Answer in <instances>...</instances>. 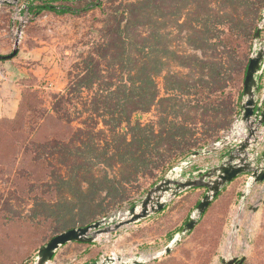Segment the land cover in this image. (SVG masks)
<instances>
[{
	"label": "trees",
	"instance_id": "obj_1",
	"mask_svg": "<svg viewBox=\"0 0 264 264\" xmlns=\"http://www.w3.org/2000/svg\"><path fill=\"white\" fill-rule=\"evenodd\" d=\"M24 10L30 21L47 14L80 17L93 10L102 17L96 40L79 49L69 83L53 95L51 108L23 81L16 116L0 120V156L7 152L12 159L19 146L41 176L33 178L29 167L22 171L29 215L14 211L10 199L1 203L0 264H28L44 246L39 236L50 241L78 228L79 221L69 224L68 218L79 212L83 223L107 217L130 204L133 194L145 193L174 164L221 141L240 115L264 0H27ZM169 20L201 55H183L170 46L164 31ZM169 61L178 63L177 71L167 70ZM153 108L159 109L158 121L133 120ZM50 121L71 128L69 139L37 140V131ZM78 121L81 127L72 129ZM15 139L20 143L14 145ZM227 195L220 193L190 236L210 232V214ZM200 198L189 194L166 213L177 216L168 219L170 241ZM14 228L22 232L19 239L12 237ZM220 236L219 229L203 242L210 252L207 262ZM84 245L87 264L95 262L92 245Z\"/></svg>",
	"mask_w": 264,
	"mask_h": 264
},
{
	"label": "rangeland",
	"instance_id": "obj_2",
	"mask_svg": "<svg viewBox=\"0 0 264 264\" xmlns=\"http://www.w3.org/2000/svg\"><path fill=\"white\" fill-rule=\"evenodd\" d=\"M24 1L27 2V0H22L17 7L10 5L0 7V55L6 56L13 52L14 41L12 40L11 32L8 30V26L10 17L13 14L15 16V14L19 12V17L24 15L25 10L21 8L25 5L23 4ZM101 17L100 10H93L80 17L47 14L38 18L40 20L38 23L34 20L33 22L35 24L32 25L33 22L30 21L26 25L27 27L24 29L23 34V42L28 50L40 47V50L36 53V57L41 60L28 61L29 68H33L37 74H32L30 78L25 79L24 84L37 93L41 104L47 109L51 108L53 95L63 93L66 89L69 83L68 71L70 69V64L76 56L79 55V49L82 48L83 43H88V41L94 39L96 40L97 36L95 33L100 28ZM3 30H5V32H3ZM164 31L168 33L170 46L177 48L183 55H201L200 52L187 46V35L184 36V34L179 31L174 21L169 20ZM177 67V62L169 61L167 70L177 71ZM187 71L188 70H185V72ZM157 82L162 90L163 76H160ZM158 118L159 109L153 108L150 113L135 115L133 120H139L146 124L149 121L156 122ZM78 127H81L79 121L72 125V129ZM71 132V128L63 126L62 123L50 121L47 122L41 130L39 129L35 136L39 141L54 136L61 140H68L71 136ZM230 132L228 138H232ZM16 140L20 143L19 139H15L14 145L17 144ZM230 140L234 141L238 139L237 137H233ZM214 144L215 143L212 141L206 148L199 149L198 151H208ZM231 144H233V142ZM19 148V146L15 148L12 159H9L11 156L7 152L0 156V163H2L0 166V210L2 201L7 198L10 199V202L14 206V211H19L23 216H27L30 214L31 206L29 202L30 198L26 193L28 183L23 179L22 171L24 168L29 167L34 173L33 178H39L41 176L37 174L39 173L38 166L30 161V156L23 155V151ZM261 151L260 157H263L264 146ZM191 156L188 158H191ZM194 159L196 158L192 160ZM185 160L174 164L153 186L148 187L145 193L138 195L132 193L134 198L130 204H125L122 208L110 212L107 217L96 219L89 217L85 221L90 222L83 223L79 220L81 216L79 215L81 212H79L78 217L68 218L69 224L79 221L78 228H81L103 219L119 221L126 218L127 212L134 205L138 204L151 188L159 183L174 167L179 166ZM250 179V175L241 176L233 183L231 189L223 191L228 192V195L222 197L212 210L210 214L212 223L207 224L210 230L208 234H203L199 237L190 236L189 234L172 250L170 255L160 256L154 259L171 243L167 236L171 231L170 227L172 224L170 223L171 220L168 219L172 218V220L175 221L177 217L176 213H170L168 215L165 213L166 215L163 214L164 217L158 220V222H142L141 228L131 225L123 228L121 232L117 234L100 236L93 244L94 248H92L94 251L93 253L96 255L95 258L98 260L101 256H115L113 258H120L123 261H128L135 257H142L146 260L144 264H222V258H245L244 264H264V183L256 184L247 192V185ZM204 193L203 191L200 195L201 199ZM242 193L248 194L244 206L242 204ZM254 206H258V211L253 212L250 210V208ZM195 211L196 209H193L191 216ZM222 220L223 223L221 224ZM219 229L221 230V236L217 251L213 258L207 262L210 252L208 246H206V244L204 245L203 242L207 240L208 236L214 237ZM14 230L16 231L15 228ZM228 231L229 233L231 232L230 235L234 239H232L230 243L229 253L227 256H224L221 249L225 238L228 236ZM21 233V231L17 230L12 237L19 239ZM4 234L2 232L3 236H5ZM38 240L43 242L44 245L49 242L45 241L46 239L44 238L41 239L40 236ZM88 249V246L84 244H71L66 250V256L59 262L60 264H83L84 262H88V257H85ZM37 253L38 252L32 254V259L28 264H35Z\"/></svg>",
	"mask_w": 264,
	"mask_h": 264
},
{
	"label": "water",
	"instance_id": "obj_3",
	"mask_svg": "<svg viewBox=\"0 0 264 264\" xmlns=\"http://www.w3.org/2000/svg\"><path fill=\"white\" fill-rule=\"evenodd\" d=\"M21 1L0 0V7L5 5L17 7ZM15 18H19V23L14 35L13 52L6 56L0 55V62L10 61L18 56L24 29L30 22L28 11L22 17H19L18 12ZM263 29L264 11L254 37V47L244 81L240 106V123L243 126L244 139L231 141L233 144L224 146V148L229 147V150L223 155L220 164L184 174V170L189 167L193 158L205 156L211 151L203 150L192 154L191 158L174 167L159 183L151 188L145 197L127 212L126 218L119 221L103 219L89 226L59 234L38 250L35 264H50L57 252L69 244L93 245L100 236L113 235L123 228L147 221L161 214L173 199L187 191L205 190L195 213L182 225L165 250L154 259L170 255L183 238L191 234L208 207L228 185L244 175L251 177L247 185V192L256 184L264 183V156L260 157L258 154L259 146L264 144V94L261 93L264 90V41H262L261 36ZM259 136L263 137V140H260ZM226 141L229 142V139H223L222 143ZM216 147H221V144L218 143ZM247 196V193H242L243 206ZM250 210L256 212L258 206L251 207ZM221 261L222 264H244L245 258H222ZM145 262L146 260L142 257H135L128 261L109 257L102 263L95 262L92 264H144Z\"/></svg>",
	"mask_w": 264,
	"mask_h": 264
},
{
	"label": "crops",
	"instance_id": "obj_4",
	"mask_svg": "<svg viewBox=\"0 0 264 264\" xmlns=\"http://www.w3.org/2000/svg\"><path fill=\"white\" fill-rule=\"evenodd\" d=\"M23 4H25V5H23L21 8L25 9L26 1H24ZM35 20H36L35 22H37V23L40 21L39 19H35ZM31 22H33V21H31ZM18 23H19V20L16 19L14 14H13L10 17V22H9V26H8V30H9V32H11L13 41H14V35L16 32ZM33 24H35V23L33 22L32 25ZM3 32H5V30H3ZM23 38H24V36L22 37L21 47H20V51H19L18 56L16 58L10 60V61H1L0 62V120L5 119V118L12 119L16 116V114L19 110V107H20V103L22 101V94H23V90H24L23 81L25 79L30 78V76H32V74H35V75L37 74V72L33 68H29L28 61L29 60H32V61L41 60V59H38L36 57L37 56L36 53L40 50V47H36L33 50H28L26 48V45L23 42ZM13 46H14V44H13ZM261 93L264 94V90ZM240 106H241V103H240ZM230 131L229 132L231 133L232 138L237 137L238 140L244 139L242 123H240V122L237 123V121L234 120V123H233ZM229 132L227 131L226 133H223L222 134V136H223L222 140L217 142V143L222 144L221 147L210 148V150H208V151H211L210 154H207L205 156L191 160L189 167L184 170V174L191 173V172H194L196 170H202V169L215 167V166L219 165L223 159V155L229 150V147L224 148V145H226V144L230 145L232 143V142H230L231 141L230 139H232V138H228ZM225 138L229 139V142L226 141V142L222 143L223 139H225ZM259 139L262 140L263 138L259 137ZM217 143H215V144H217ZM263 146L261 145L258 148V154L259 155L262 152L261 150H263ZM232 186H233V183L228 185L224 190L226 191L228 189H231ZM203 191L205 192V190H202V189L187 191L186 193H184V194L180 195L179 197L173 199L171 201L170 205L161 214H159L155 217H152L151 219L144 221V222L145 223L148 221L153 222V221L157 220L160 216L167 213L174 206H176L178 204L180 205L181 201L185 197H187L189 194L194 193L195 195L200 196ZM200 201H201V198H200ZM133 226H137V228H139V227L141 228L142 223L137 224V225H133ZM119 232H121V231H119ZM70 245L71 244L61 248L57 252L55 258L53 259V261L50 264H55V263L60 264L59 261L64 259V257L66 256L65 255L66 250L69 248ZM91 247L94 248V245H92ZM98 260H96L95 262H97ZM95 262H90L89 264H92ZM83 264H87V262H84Z\"/></svg>",
	"mask_w": 264,
	"mask_h": 264
},
{
	"label": "bare ground",
	"instance_id": "obj_5",
	"mask_svg": "<svg viewBox=\"0 0 264 264\" xmlns=\"http://www.w3.org/2000/svg\"><path fill=\"white\" fill-rule=\"evenodd\" d=\"M250 229V228H249ZM251 230V229H250ZM250 230H248V231H250ZM228 233V236L225 238V240H224V243H223V247H222V249H221V251H222V253L224 254V256H227V254L229 253V250H230V248H229V246H230V243L232 242V239H234V238H232L231 237V232L229 233V231L227 232ZM241 244H242V242H241ZM236 247V246H235ZM216 264H218V263H216Z\"/></svg>",
	"mask_w": 264,
	"mask_h": 264
},
{
	"label": "built area",
	"instance_id": "obj_6",
	"mask_svg": "<svg viewBox=\"0 0 264 264\" xmlns=\"http://www.w3.org/2000/svg\"><path fill=\"white\" fill-rule=\"evenodd\" d=\"M18 20H19V18H18ZM262 41H264V35L262 36ZM235 120L237 121V123L240 122V115L236 116V117H235ZM217 144H218V143H217ZM217 144H214L213 146H211V148H214V147L216 148V145H217ZM220 144H221V143H220ZM226 145H227V144H226ZM226 145H224V146H226ZM228 145H229V144H228ZM221 146H222V144H221ZM113 257H115V256H112V258H113ZM106 258H109V257L101 256L98 262L102 263Z\"/></svg>",
	"mask_w": 264,
	"mask_h": 264
}]
</instances>
